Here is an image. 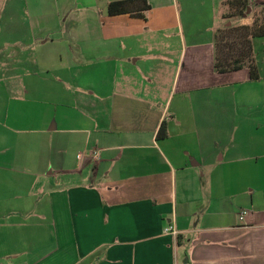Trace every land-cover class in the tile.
<instances>
[{"label": "crops", "instance_id": "0c3cea01", "mask_svg": "<svg viewBox=\"0 0 264 264\" xmlns=\"http://www.w3.org/2000/svg\"><path fill=\"white\" fill-rule=\"evenodd\" d=\"M117 1L0 0V264H264V37L219 74L226 0Z\"/></svg>", "mask_w": 264, "mask_h": 264}, {"label": "trees", "instance_id": "16d2710c", "mask_svg": "<svg viewBox=\"0 0 264 264\" xmlns=\"http://www.w3.org/2000/svg\"><path fill=\"white\" fill-rule=\"evenodd\" d=\"M229 9L227 18L243 16L250 11L252 13V23L250 25L236 28H226L215 38L214 70L216 73H227L248 69L250 79H259L258 69L254 57L252 40L264 37V11H253L249 0H226ZM149 10L145 0H123L109 3L107 13L109 16L128 14L134 18L146 19V12ZM224 34H229L230 38H235L240 42L241 48L237 50V57L228 59L229 53L233 50L230 42H223ZM167 136L165 126L162 125L157 134V139H165Z\"/></svg>", "mask_w": 264, "mask_h": 264}, {"label": "rangeland", "instance_id": "374dc122", "mask_svg": "<svg viewBox=\"0 0 264 264\" xmlns=\"http://www.w3.org/2000/svg\"><path fill=\"white\" fill-rule=\"evenodd\" d=\"M256 11L257 12L264 11V8L259 7V8L256 9ZM246 14H247V12L244 13L243 16H245ZM239 17H242V15L239 16ZM237 18L238 17H234V18L228 20L227 23H226V25H228L227 28H236V27H238V26H234L235 23H237V22H242V23H245L246 22L244 19H241V20L237 21ZM64 20L65 19H63V21ZM70 22H71V19L65 20L64 25L65 26H70L71 25ZM233 23H234V25H233ZM247 23H249V25H250L251 20L247 21ZM221 38H223V42H230V43L234 44L233 45L232 52L229 53V55H228V59H232L234 57L236 58L237 57V50L238 49L240 50V48H241L240 42L238 40H236L235 38H230L229 37V34H224L223 36H221ZM47 79L50 80L51 77H47ZM58 226L60 227L61 226V223H59ZM62 240H61V243H59V245H58V248H59V251L60 252H62V250L66 249V248H69L70 249L71 248L70 246L72 245L70 239L67 240V233H66V230L65 229L63 231V238H62ZM69 252L70 253L72 252L71 249H70ZM71 261H73V258H69V259L64 260L62 264H67V263H70Z\"/></svg>", "mask_w": 264, "mask_h": 264}, {"label": "built area", "instance_id": "2783aa9c", "mask_svg": "<svg viewBox=\"0 0 264 264\" xmlns=\"http://www.w3.org/2000/svg\"><path fill=\"white\" fill-rule=\"evenodd\" d=\"M251 0H249L250 3ZM92 160L97 161L99 159V154L98 152H94L91 156ZM247 211L246 210H241L238 214V218L240 221H243L247 215ZM164 233H169V234H176V231L174 229L173 226H168L167 228L164 229Z\"/></svg>", "mask_w": 264, "mask_h": 264}, {"label": "water", "instance_id": "95a60500", "mask_svg": "<svg viewBox=\"0 0 264 264\" xmlns=\"http://www.w3.org/2000/svg\"><path fill=\"white\" fill-rule=\"evenodd\" d=\"M248 12H249V10H248Z\"/></svg>", "mask_w": 264, "mask_h": 264}]
</instances>
